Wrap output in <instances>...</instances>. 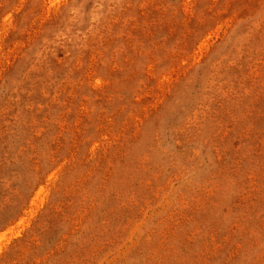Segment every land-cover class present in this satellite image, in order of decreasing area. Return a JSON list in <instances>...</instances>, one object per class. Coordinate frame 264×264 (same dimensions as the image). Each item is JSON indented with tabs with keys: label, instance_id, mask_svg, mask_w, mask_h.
<instances>
[{
	"label": "rangeland",
	"instance_id": "rangeland-1",
	"mask_svg": "<svg viewBox=\"0 0 264 264\" xmlns=\"http://www.w3.org/2000/svg\"><path fill=\"white\" fill-rule=\"evenodd\" d=\"M0 264H264V0H0Z\"/></svg>",
	"mask_w": 264,
	"mask_h": 264
}]
</instances>
